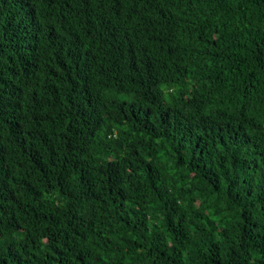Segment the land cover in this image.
I'll use <instances>...</instances> for the list:
<instances>
[{"label":"trees","instance_id":"obj_1","mask_svg":"<svg viewBox=\"0 0 264 264\" xmlns=\"http://www.w3.org/2000/svg\"><path fill=\"white\" fill-rule=\"evenodd\" d=\"M0 264H264V0H0Z\"/></svg>","mask_w":264,"mask_h":264}]
</instances>
